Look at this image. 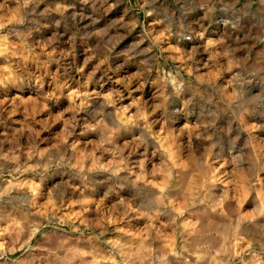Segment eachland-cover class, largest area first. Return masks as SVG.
I'll use <instances>...</instances> for the list:
<instances>
[{"label": "clouds", "instance_id": "obj_1", "mask_svg": "<svg viewBox=\"0 0 264 264\" xmlns=\"http://www.w3.org/2000/svg\"><path fill=\"white\" fill-rule=\"evenodd\" d=\"M0 264H264V0H0Z\"/></svg>", "mask_w": 264, "mask_h": 264}]
</instances>
